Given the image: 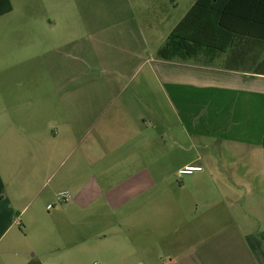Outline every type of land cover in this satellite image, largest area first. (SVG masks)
I'll use <instances>...</instances> for the list:
<instances>
[{"label": "crops", "instance_id": "crops-1", "mask_svg": "<svg viewBox=\"0 0 264 264\" xmlns=\"http://www.w3.org/2000/svg\"><path fill=\"white\" fill-rule=\"evenodd\" d=\"M164 17L156 21L165 23ZM250 57L246 62L228 52L212 63L154 57L157 90L175 116V131L164 138L160 151L169 150L170 159L184 155L190 161L182 167L204 168L191 175L201 183L181 185L180 193H189L184 197L188 212L192 206L196 212L200 205L209 208L212 230L201 243L197 231L182 234L180 225L189 222L182 217L186 211L176 210L182 198L164 195L158 203L175 205V231L151 234L156 229L143 221L146 233L128 234L127 250L142 254L141 264H264V49L254 50ZM96 107L71 105L62 98L56 108L53 99L40 98L37 89L16 90L13 97L0 89V264H69L65 223H81V213L103 199L121 208L133 201V192L150 190V167L140 161L149 151L150 123L137 114L125 121L127 126L118 121L102 128L100 119L87 120V112ZM74 110L78 118L72 121ZM173 122L165 126L170 129ZM114 126L118 136L113 135ZM72 154H78L77 160L68 167ZM118 158L127 160L120 164L121 174L130 176L114 186L103 185L100 174L87 176L81 169L85 159L94 164ZM167 170L156 169L160 175ZM64 190L74 198L58 203H71L60 211L69 212V217L58 224L49 219L54 215L50 207ZM151 205L142 201V208ZM55 253L61 255L57 263L49 257Z\"/></svg>", "mask_w": 264, "mask_h": 264}, {"label": "rangeland", "instance_id": "rangeland-1", "mask_svg": "<svg viewBox=\"0 0 264 264\" xmlns=\"http://www.w3.org/2000/svg\"><path fill=\"white\" fill-rule=\"evenodd\" d=\"M195 2L12 0V13L0 18V89L6 91L8 97H13L16 90L33 88L38 90L40 98H52L56 108L62 98L71 105L81 102L97 106L95 111L87 112V120L94 123L100 119L102 128L107 122L118 121L127 126L125 121L137 114L139 118L145 116L150 123L146 132L150 139L149 151L140 158L143 165L150 167V190L144 194L133 192V201L121 208L103 199L81 213L84 217L81 223H65L63 226L69 228V234H65L63 242L69 264H141L142 254L127 250L128 234L146 233L143 221L156 229L151 234L172 233L176 210L186 211L182 217L189 218V222L184 220L180 225L184 228L182 234L197 231L201 243L212 230L207 223L209 208L200 205L196 212V207L192 206L189 211L196 215L190 214L186 207L188 199L184 198L189 193H180L181 185L201 183L195 180L196 176L178 175V169L190 160L177 154L170 159L169 150L160 151L164 138L175 131V116L165 96L157 90L160 84L152 69L159 48ZM157 16H166L167 21L160 24ZM70 118L77 119L78 112L71 111ZM165 122L168 125L173 122L172 128H167ZM111 128L115 130L113 135L118 136L117 126ZM77 155L72 154L68 167H74ZM126 161L104 159L91 164L85 159L81 169L87 176L100 174L99 181L103 185L114 186L130 176L121 174L120 164ZM139 166L135 160L134 169ZM160 167L168 169L166 175L156 171ZM146 181L149 182V176ZM164 195L182 198L176 210L174 204L164 207L158 203ZM144 199L152 205L142 208ZM70 205L63 207L55 199L54 206L50 207L54 215L49 219L58 224L67 220L69 212L60 211ZM73 214L70 216L74 217ZM224 216H219V220ZM100 235H108V238L101 241ZM117 235L121 236L113 238ZM49 257L57 263L61 255L55 253ZM166 259L163 255V261Z\"/></svg>", "mask_w": 264, "mask_h": 264}, {"label": "trees", "instance_id": "trees-1", "mask_svg": "<svg viewBox=\"0 0 264 264\" xmlns=\"http://www.w3.org/2000/svg\"><path fill=\"white\" fill-rule=\"evenodd\" d=\"M13 11L0 0V18ZM264 49V0H196L159 48V60L214 62L232 52L243 61Z\"/></svg>", "mask_w": 264, "mask_h": 264}, {"label": "built area", "instance_id": "built-area-1", "mask_svg": "<svg viewBox=\"0 0 264 264\" xmlns=\"http://www.w3.org/2000/svg\"><path fill=\"white\" fill-rule=\"evenodd\" d=\"M203 171H204V168L202 166L187 165V166H184L183 168H181L179 170L178 175L180 177L191 176V175H194L196 173L203 172ZM72 199H73V196L67 191L59 193L58 197H57L58 203H63V204H67V203L71 202Z\"/></svg>", "mask_w": 264, "mask_h": 264}]
</instances>
